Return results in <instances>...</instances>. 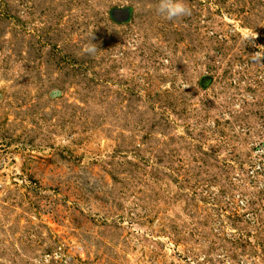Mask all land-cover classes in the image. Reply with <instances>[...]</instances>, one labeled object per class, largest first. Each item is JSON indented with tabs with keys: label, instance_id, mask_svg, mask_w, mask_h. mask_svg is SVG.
<instances>
[{
	"label": "rangeland",
	"instance_id": "rangeland-1",
	"mask_svg": "<svg viewBox=\"0 0 264 264\" xmlns=\"http://www.w3.org/2000/svg\"><path fill=\"white\" fill-rule=\"evenodd\" d=\"M185 2L0 0V264H264V0Z\"/></svg>",
	"mask_w": 264,
	"mask_h": 264
},
{
	"label": "clouds",
	"instance_id": "clouds-1",
	"mask_svg": "<svg viewBox=\"0 0 264 264\" xmlns=\"http://www.w3.org/2000/svg\"><path fill=\"white\" fill-rule=\"evenodd\" d=\"M155 13L165 20H173L190 14V9L187 7L185 0H156L154 6ZM97 48L92 43H87L83 47V53L94 55ZM264 57V52L257 51L252 54L254 62L260 61Z\"/></svg>",
	"mask_w": 264,
	"mask_h": 264
}]
</instances>
